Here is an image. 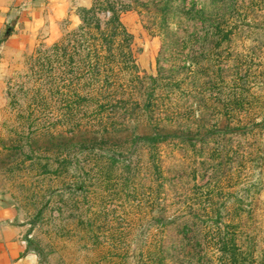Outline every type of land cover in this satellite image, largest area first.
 Segmentation results:
<instances>
[{"label": "rangeland", "instance_id": "rangeland-1", "mask_svg": "<svg viewBox=\"0 0 264 264\" xmlns=\"http://www.w3.org/2000/svg\"><path fill=\"white\" fill-rule=\"evenodd\" d=\"M110 9L140 82L92 59L83 17L107 34ZM10 29L0 210L39 264H264V0H72Z\"/></svg>", "mask_w": 264, "mask_h": 264}, {"label": "crops", "instance_id": "crops-1", "mask_svg": "<svg viewBox=\"0 0 264 264\" xmlns=\"http://www.w3.org/2000/svg\"><path fill=\"white\" fill-rule=\"evenodd\" d=\"M72 0H0V41L8 38L13 25L31 23L44 9H69ZM84 1V0H83ZM87 5L80 3L79 6ZM10 38V37H9ZM3 45L0 44V50ZM12 215L0 210V264H39L29 251L22 230L11 225Z\"/></svg>", "mask_w": 264, "mask_h": 264}, {"label": "trees", "instance_id": "trees-1", "mask_svg": "<svg viewBox=\"0 0 264 264\" xmlns=\"http://www.w3.org/2000/svg\"><path fill=\"white\" fill-rule=\"evenodd\" d=\"M167 9H165L166 12ZM111 18L106 23V30L107 34L101 31V22L99 19L96 21V25L93 26L94 21L91 18L83 17V22L85 27L83 28H89L91 30H97L96 35H89L92 40V42H89V45L92 46V51L90 52L92 55L93 61L95 60L96 65L103 64L104 62H112L116 63L117 61H114L117 56L122 59L119 61L120 64H122L123 71L129 74V77L133 79L136 82L142 81L143 78H141L139 66L136 63V60L132 54L131 51V45H132V35H130L125 28L124 24L121 21L120 13L121 11H112ZM84 15H93L95 16L96 9L91 10H84ZM91 19V20H90ZM82 40L86 41V38L83 37ZM128 50V51H127ZM126 51V52H125ZM118 52L120 55H123L122 57L120 55H117ZM124 52V53H123ZM116 60V59H115ZM97 67V66H96ZM95 68H93L94 70ZM115 76V75H114ZM108 77L106 81L104 79H101V75L95 74L94 79L97 83L105 84L106 82V91H111L110 89L114 85L115 78L112 76H106ZM104 80V81H103ZM150 80L155 82L154 77H150ZM109 89V90H108ZM102 97V95H101ZM164 139V137L161 136H146V137H137V140H142L149 143H155L159 140ZM112 160H114V156L110 157ZM29 247V245H28Z\"/></svg>", "mask_w": 264, "mask_h": 264}]
</instances>
